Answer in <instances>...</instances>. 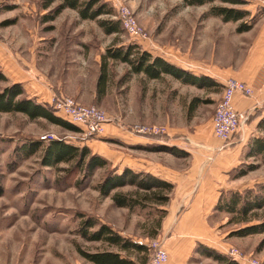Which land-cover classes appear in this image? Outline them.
Segmentation results:
<instances>
[{
  "label": "rangeland",
  "instance_id": "374dc122",
  "mask_svg": "<svg viewBox=\"0 0 264 264\" xmlns=\"http://www.w3.org/2000/svg\"><path fill=\"white\" fill-rule=\"evenodd\" d=\"M101 1L104 3L103 11L95 18H82L76 14V9L68 7L67 10L62 9L54 19L43 23L42 14L39 13L42 10V0H0V53L4 50L10 51L19 65L26 69L30 65L29 60L32 59L26 48L30 37L27 28L36 24L43 25L45 33L51 39L46 43V50L37 51L38 62L44 61L51 69H59V71L63 68V72L68 69L67 72L72 78L81 79L82 95L89 98L92 91L87 88V85L89 83L92 87L95 82L96 87L98 74L95 81L94 76L98 60L101 59L106 48L119 44L135 43L141 48L145 46L152 54L162 55L176 63L186 65L192 71L203 73L206 71V25L214 19V15L216 16L211 7L214 5L243 7L244 2H250L240 0L239 3H230L213 0L197 4L187 3L186 0H125L134 11L140 25L147 31L148 36L140 39L123 29L115 16L113 0ZM58 2L60 0H53L46 11ZM107 22L116 23L118 31L105 32L102 23ZM234 24L235 22H231L228 25ZM75 41L77 42L74 43ZM67 61H73V65L67 64ZM107 61L111 76H109L108 84L107 82L105 84L103 95L93 101L81 97L77 99L73 96L82 103L96 105L106 112L108 120L98 134L84 135L81 132V125L71 121L67 114L56 110L52 100L48 104H51L54 113L76 125L77 129H68L44 117L30 118L19 111H0V264H94L83 257L77 247L95 250L105 248L106 244L99 240H88L79 233L80 222L87 216H93L100 222H110L113 227L121 229L131 238L145 243L148 246L147 252H149V244L154 239L166 238L159 235L161 231L160 226L158 227V221L161 220L159 216L162 209H165V204L158 203L153 195L146 199L145 206L129 209L126 206L116 205L110 195H102L96 187L111 168L116 172L123 169L121 163L114 165L113 161L108 159V155L113 153V150L116 153L119 150L128 151L133 158H138L141 152L144 153L143 155L147 153L140 150L142 149L140 143L130 146L121 136L113 138V134H110L107 129L108 122H113L122 129L138 135L158 137L164 141L166 138L165 122L164 124L161 121L136 120L139 116L136 111L128 113L135 120L123 122L119 120L121 119L119 115L116 116L108 110L113 100L115 103L118 100L120 102L126 100L121 89L123 73L119 74L126 62L112 58ZM1 63L0 58V74L2 73ZM7 83L6 76L0 78V89ZM164 83L168 87L172 85L170 81ZM119 88L121 90L118 92ZM217 90L213 88L209 91L206 88L195 90L203 99H206L208 94L209 100L199 103L192 118L187 116V109L179 107L183 113L168 115L170 116L168 123L186 125L196 123L201 128L206 126L208 117H211L212 121L216 104L223 92L222 90L219 98L211 99L210 96ZM170 91L167 96H164V103L171 104L172 100H176V97L170 99ZM188 92L190 93L188 87L184 88L185 98L182 101V98L178 97L179 104L185 105ZM57 95H68V93L62 91ZM240 111L246 113L240 124L241 127L248 116V111ZM154 117L160 119L162 115L157 114ZM165 117L166 115H163V118ZM134 123L157 125L163 127L164 131L135 132L129 129ZM255 133L264 138L263 128L256 129ZM43 135H46L45 138ZM52 137L61 138L79 146L87 145L92 152L107 158L108 163L97 167L87 175H83L82 170L68 173L67 168L71 165L70 162L44 165L41 157ZM182 138H186V134ZM38 140H40L38 149L28 154L29 145ZM228 141L223 142V146ZM160 146L172 147L164 143ZM152 147L155 146L150 148ZM160 158L172 164L177 161L179 164L183 163L182 158L180 160H171L166 156H160ZM251 163L255 166L248 168ZM240 171L245 172L240 173ZM227 175V178L224 177L227 182L222 188L224 191H242L264 184L262 155L251 154L250 157L231 168ZM117 189L133 191L134 188L131 185H125ZM258 213V216L264 217V209H260ZM229 217L230 213L227 211L219 209L214 211L210 221L214 222L216 218H223V220L213 227L214 230L209 232V236H206L207 246L226 254L237 264H264V231L246 235L231 234L230 231L238 224L227 222ZM258 221L260 218L252 220V222ZM168 244L169 242H166V246ZM199 244L195 243L187 251L180 250L176 245L168 264H222L201 252L202 248ZM230 247L237 248L239 253L231 254ZM252 260L256 262L252 263Z\"/></svg>",
  "mask_w": 264,
  "mask_h": 264
},
{
  "label": "crops",
  "instance_id": "0c3cea01",
  "mask_svg": "<svg viewBox=\"0 0 264 264\" xmlns=\"http://www.w3.org/2000/svg\"><path fill=\"white\" fill-rule=\"evenodd\" d=\"M66 8L69 9L70 7L63 9L67 10ZM239 8L246 11L242 18L223 20L220 15H214V19L206 25V71L201 73L206 75V85L200 87L193 83L182 82L179 78L167 72H161L159 76H148L144 71H130L128 75L122 77L121 89L126 100H121V102L118 100L117 103L113 100L112 106L108 109L112 114L119 115L121 117L119 120L123 122L135 120L128 113L136 111L139 113L136 120L166 123H164L166 125L165 141L158 137H147L131 133L113 122L107 123L108 132L113 134V138L121 136L126 140L125 143L130 146H136L137 143H140L142 145L140 150L147 152L146 155L141 152V157L133 158L128 151L119 150L116 153L113 150V153L108 155V159L113 161L114 165L121 163L120 165L123 167L128 166L134 170L149 171L173 184L169 199L164 205L166 212L160 220L161 233L159 235L166 236V242H169L166 246L169 257L164 264H168L172 250L175 249L176 245L180 250L187 251L195 243L208 244L206 236H209V232L214 230L213 227L219 225L220 220H223V218H216L214 222H211L210 217L216 210L215 205L226 182L224 177H228V172L236 164L250 157L249 151L252 139L259 136L255 131L256 129L262 130L258 124L260 119L264 117V107L262 108L264 105V9L261 10L252 2H244V6ZM41 9L40 14L46 12V8L42 7ZM63 12L66 13L67 11ZM75 12L79 15L77 11ZM231 22H235V24L228 25ZM240 22L246 23L248 27L238 29ZM43 28V25L39 26L37 24L27 28L30 37L27 40L26 48L32 59L29 60L30 65L26 69L19 65L10 51L4 50L0 53L2 73L8 78L7 84L20 82L29 97L42 103H50L52 97L62 91L77 99L80 97L92 101L98 99L95 82H93L92 87L89 83L87 85V88L92 91L88 98L82 95L83 82L81 79L72 78L67 72L68 69L63 72V68L59 71V69H51L48 63L44 61L38 62L37 51L46 50V43L51 39ZM141 49L151 52L145 46ZM165 59L188 71L191 70L186 65L176 63L168 58ZM100 61L101 59L97 63L94 81L99 73ZM68 63L73 65V61H67ZM128 69H130V66L125 63V67L119 74H124ZM106 70V82L108 84L109 76H111L108 64ZM190 72L201 75L192 70ZM229 77L250 84L253 87V94L250 96L243 95L240 92L234 94V106L239 110H247L248 116L240 129L233 134L227 143H224V146L223 141L213 134L211 117H208L206 126L203 128L196 123L190 125L179 124L178 122V124L168 123L170 117L168 115L183 113L179 107L187 109L192 96L196 95L203 98L195 92L199 88H206L207 91L212 88L216 90L221 88V90H217L213 93L214 95L210 96L211 99L219 98L224 83ZM165 81H170L172 85L168 87L164 83ZM187 87L190 93L188 92L185 105L179 104L177 98L181 97L184 101L185 95L183 92L184 88ZM121 89L119 88L118 92ZM169 90H171L170 99L176 97V100H172L171 104L163 101ZM207 95L206 98L209 99ZM157 114L162 115V117L160 119L154 117ZM163 115H166V117L163 118ZM189 117L192 118L193 115ZM185 134L186 138H182ZM162 143L185 151L186 154L182 155L169 150L150 148L153 145L160 146ZM147 147L149 148L147 149ZM160 156L169 157L171 160L182 158L183 163L179 164L177 161L172 164L161 160ZM113 228L124 236L130 237L121 229ZM131 239L138 241L135 238ZM120 252L122 256L128 255L135 260L137 258L136 253L127 254L124 250ZM140 263V261H137L136 264Z\"/></svg>",
  "mask_w": 264,
  "mask_h": 264
},
{
  "label": "trees",
  "instance_id": "16d2710c",
  "mask_svg": "<svg viewBox=\"0 0 264 264\" xmlns=\"http://www.w3.org/2000/svg\"><path fill=\"white\" fill-rule=\"evenodd\" d=\"M53 0H42L41 6L49 8ZM213 0H186L187 3L201 4ZM230 3H239L240 0H221ZM104 3L101 0H60L54 7L48 9L42 14L41 20L47 21L54 17L65 7L74 8L82 18H95L103 11ZM216 15H220L223 20H237L244 16L245 10L239 7L214 5L211 7ZM106 22V21H105ZM105 32L118 31L116 23H102ZM248 25L240 22L238 29L246 28ZM119 59L129 64L128 69L123 77L130 71H144L148 76H159L161 72H167L179 78L182 82L193 83L197 86L206 85V75H196L190 71L181 68L159 55H152L149 51L141 49L138 44L129 43L112 48H106L101 55L100 68L96 81L97 98L99 99L104 93L107 80V63L108 59ZM0 78H5L1 73ZM199 96H192L187 108V116H191L200 102L208 101ZM0 111H19L30 118L44 117L54 123L60 124L68 129L75 130L77 126L66 119L56 115L51 104L42 103L29 97L20 82H13L3 86L0 89ZM264 129V117L260 119L259 124ZM40 140L29 145L28 154L36 151L39 147ZM152 149L169 150L176 154H186L185 151L178 150L176 147L155 146ZM259 153L264 160V138L261 136L253 137L249 154ZM41 162L44 165H54L60 162H70L67 172L83 171V175L91 174L97 167L105 166L108 163L107 158L94 153L87 145H76L59 138H50L49 143L45 146ZM251 163L248 168L254 167ZM245 171H240V173ZM131 185L133 191H121L118 187ZM97 189L102 195H110L113 202L118 206H126L133 209L135 206H145L146 199L154 196L157 202L165 204L169 199L170 191L173 184L149 171L134 170L125 166L120 172L111 168L101 180L97 183ZM216 209L224 210L230 213L227 222L237 223L232 229L231 234L246 235L253 232L264 231V217L258 216V211L264 209V184H259L255 188H246L244 190H221ZM165 214V209L159 219ZM258 222H252L259 219ZM160 220L158 221V227ZM79 233L88 240H99L106 244L105 248L86 250L77 247L79 253L94 264H136L137 261L145 262L148 258V246L143 242L132 240L126 237L118 230L114 229L106 222H100L93 216H87L80 222ZM200 243L201 252L222 264H237L226 254ZM112 247H114L112 249ZM121 250L127 254L136 253V260L131 259L128 255H121Z\"/></svg>",
  "mask_w": 264,
  "mask_h": 264
},
{
  "label": "built area",
  "instance_id": "2783aa9c",
  "mask_svg": "<svg viewBox=\"0 0 264 264\" xmlns=\"http://www.w3.org/2000/svg\"><path fill=\"white\" fill-rule=\"evenodd\" d=\"M264 9V0H247ZM115 16L119 19L123 29L132 36L140 39L148 36L147 31L138 22L134 11L125 0H113ZM236 92L244 95H252L253 88L245 81L234 77L227 78L223 92L216 104L212 116L213 134L223 142L228 141L233 133L240 127L245 117V112L240 111L233 105V96ZM52 102L56 110L67 114L71 121L81 125L84 135L98 134L103 130L104 123L108 120L106 112L93 104H85L70 95H54ZM130 130L141 133H159L164 128L147 123H134ZM45 138L46 135H43ZM231 254H238L235 247H230ZM166 238L158 237L149 244L148 258L141 264H164L168 260ZM255 263L256 260H252Z\"/></svg>",
  "mask_w": 264,
  "mask_h": 264
}]
</instances>
